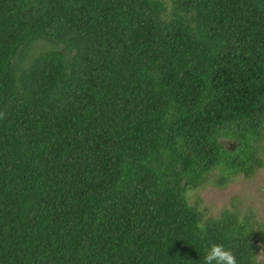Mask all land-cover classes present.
I'll return each instance as SVG.
<instances>
[{
  "label": "trees",
  "instance_id": "1",
  "mask_svg": "<svg viewBox=\"0 0 264 264\" xmlns=\"http://www.w3.org/2000/svg\"><path fill=\"white\" fill-rule=\"evenodd\" d=\"M263 145L264 0H0V264H261Z\"/></svg>",
  "mask_w": 264,
  "mask_h": 264
},
{
  "label": "rangeland",
  "instance_id": "2",
  "mask_svg": "<svg viewBox=\"0 0 264 264\" xmlns=\"http://www.w3.org/2000/svg\"><path fill=\"white\" fill-rule=\"evenodd\" d=\"M262 157L264 159V148ZM188 196L191 203L197 202L213 217L219 216L227 209L241 215L253 211L264 231V168L259 169L251 178L238 176L225 186L209 182L204 187L190 192ZM258 258L260 263L264 264V253L261 252Z\"/></svg>",
  "mask_w": 264,
  "mask_h": 264
},
{
  "label": "clouds",
  "instance_id": "3",
  "mask_svg": "<svg viewBox=\"0 0 264 264\" xmlns=\"http://www.w3.org/2000/svg\"><path fill=\"white\" fill-rule=\"evenodd\" d=\"M205 264H211L216 260L217 264H235L234 257L230 252L225 251L219 245L212 246L208 255L204 257Z\"/></svg>",
  "mask_w": 264,
  "mask_h": 264
}]
</instances>
